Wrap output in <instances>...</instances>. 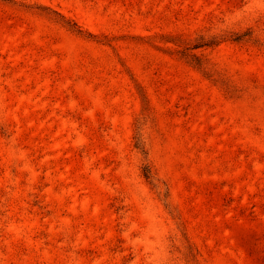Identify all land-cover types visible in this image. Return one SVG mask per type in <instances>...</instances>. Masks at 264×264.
<instances>
[{"label": "rangeland", "instance_id": "rangeland-1", "mask_svg": "<svg viewBox=\"0 0 264 264\" xmlns=\"http://www.w3.org/2000/svg\"><path fill=\"white\" fill-rule=\"evenodd\" d=\"M0 264H264V0H0Z\"/></svg>", "mask_w": 264, "mask_h": 264}]
</instances>
